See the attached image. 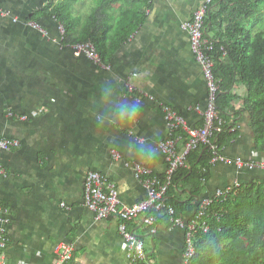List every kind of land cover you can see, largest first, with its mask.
<instances>
[{
    "label": "crops",
    "instance_id": "0c3cea01",
    "mask_svg": "<svg viewBox=\"0 0 264 264\" xmlns=\"http://www.w3.org/2000/svg\"><path fill=\"white\" fill-rule=\"evenodd\" d=\"M137 1L107 2V18L98 28L99 40L109 52L105 64L111 70L105 71L74 55L58 21L42 17L36 23L42 32L29 27L49 0H0V140L21 144L17 150L0 152V166L7 173L0 177V207L9 210L12 219L7 264H58L59 246L72 244L76 255L70 264H131L118 223L99 222L85 208L88 174L97 172L115 183L125 206L139 204L146 200L147 190L127 163L165 178L160 144L168 139V129L162 104L176 110L190 127H203L192 108L207 105V83L182 26L204 0H150L148 7ZM100 4L78 0L72 5L71 41L94 26ZM129 8L144 14L145 20L121 43L115 26ZM210 11L218 14L220 5ZM262 21L250 19L248 26L259 29ZM103 26L108 31L105 40ZM221 33L219 25L209 24L208 39ZM128 82L155 101L139 103L128 96ZM234 94L242 97L235 102L241 111L246 88L236 85ZM25 116L29 121L22 122ZM229 121L240 139L224 151L229 163L212 166L203 198H214L234 185L264 183V170L236 165L239 159L264 162L255 150L249 115L232 114ZM187 143V137L179 142L180 154ZM115 152L122 160L114 159ZM189 196V191L180 194L183 202ZM198 202L186 214L187 221L195 218ZM148 216L131 226L145 244L147 260L184 264L185 232L166 214L154 227L146 224Z\"/></svg>",
    "mask_w": 264,
    "mask_h": 264
},
{
    "label": "trees",
    "instance_id": "16d2710c",
    "mask_svg": "<svg viewBox=\"0 0 264 264\" xmlns=\"http://www.w3.org/2000/svg\"><path fill=\"white\" fill-rule=\"evenodd\" d=\"M55 1L49 0L47 6L31 18V22L39 23L42 17L58 21L66 30L67 47L92 41L106 63L109 52L99 40L98 28L107 18V2L117 0H100L99 10L94 15V26H88L82 38L76 41L70 40L75 29L71 7L78 0H62L58 5ZM137 2L146 3L148 7L150 0ZM217 4L220 11L213 15L210 9ZM131 9L124 10L115 26L121 43H125L145 20L144 14ZM263 18L264 0H216L207 14L208 26L210 23L217 24L222 31L216 38H209L214 43L215 74L222 81L218 110L227 122L225 132L218 136V142L226 149L239 141L240 134L234 132L236 125L230 123L229 117L246 113L251 120L255 150L264 156V24L259 29L248 26L250 19H255L257 23L264 22ZM223 26L226 27L224 30ZM107 35L106 26H103L102 40ZM236 85L246 88L241 111L235 107V102L242 100L234 94ZM211 160L212 155L206 148L194 151L188 157L187 167L174 175L167 204L174 208L177 218L186 220V214L199 200L195 218L186 221L192 222L197 218L200 202L211 178ZM187 191L190 196L183 202L180 194ZM166 216L170 218L168 214ZM159 217L156 215V224ZM206 223L209 231L204 233L199 230L194 236L196 255L190 264H264V183L241 186L228 198L215 201L207 212ZM146 264H150L149 259Z\"/></svg>",
    "mask_w": 264,
    "mask_h": 264
},
{
    "label": "built area",
    "instance_id": "2783aa9c",
    "mask_svg": "<svg viewBox=\"0 0 264 264\" xmlns=\"http://www.w3.org/2000/svg\"><path fill=\"white\" fill-rule=\"evenodd\" d=\"M216 0H204L203 5L195 13L190 21L183 24L182 29L188 33L191 42V49L196 62L202 68L207 88L208 102L205 108L196 106L192 111L201 116L203 127L200 129L189 126L185 118L172 107L162 104L164 121L168 129V139L160 144V151L165 157L167 172L165 179L155 176L151 170L137 163H127L132 168L136 179L143 183L147 190L145 201L134 206H125L119 196L115 183L100 173L91 172L88 174L85 183V208L92 213L99 222L116 221L119 226L120 238L128 245V257L131 264H146L145 244L132 232L131 226L139 218L149 214L146 224L154 227L156 215L168 214L173 225L185 232L184 264H190L196 255L194 236L197 231L207 233L209 227L206 223L207 212L215 201L224 200L231 196L240 185H234L221 190L214 198H204L199 205L198 216L192 222L177 218L174 208L168 206L167 196L172 187L174 175L187 167L190 153L206 148L212 155L211 165L227 164L229 159L225 157L224 151L218 142V136L225 132L227 122L221 118L218 110V99L221 93L222 81L215 74V61L212 56L214 43L207 38V14L210 6ZM7 15V14H6ZM29 27L42 32L39 25L29 23ZM62 36H66L64 27L59 28ZM68 48L77 58H85L98 68L110 71L111 67L105 64L96 45L92 41L78 43ZM127 95L139 103L144 101L154 102L155 99L141 92L133 83L128 82ZM9 116H13L9 114ZM34 118L39 115L33 113ZM22 122L29 121V117L21 118ZM237 129L234 130L236 132ZM188 138L185 152H178V144L183 138ZM21 147L17 141L10 139L0 140V152H11ZM115 160H122V156L114 153ZM239 169L264 170V162H252L239 159L236 162ZM0 177L6 178L7 173L0 166ZM12 219L9 210L0 207V264H7L5 252L10 243L9 229ZM75 245H62L57 249L59 258L58 264H70L75 260Z\"/></svg>",
    "mask_w": 264,
    "mask_h": 264
}]
</instances>
